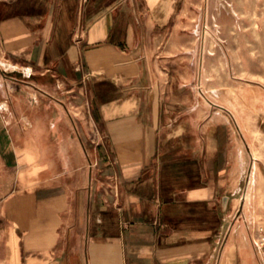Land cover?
Here are the masks:
<instances>
[{
	"label": "crops",
	"instance_id": "0c3cea01",
	"mask_svg": "<svg viewBox=\"0 0 264 264\" xmlns=\"http://www.w3.org/2000/svg\"><path fill=\"white\" fill-rule=\"evenodd\" d=\"M181 1L0 0V264H264L250 117Z\"/></svg>",
	"mask_w": 264,
	"mask_h": 264
},
{
	"label": "rangeland",
	"instance_id": "374dc122",
	"mask_svg": "<svg viewBox=\"0 0 264 264\" xmlns=\"http://www.w3.org/2000/svg\"><path fill=\"white\" fill-rule=\"evenodd\" d=\"M173 6L194 36L192 62L196 75L201 67L200 89L219 104L235 97L253 129L245 153L264 173V0H190Z\"/></svg>",
	"mask_w": 264,
	"mask_h": 264
},
{
	"label": "built area",
	"instance_id": "2783aa9c",
	"mask_svg": "<svg viewBox=\"0 0 264 264\" xmlns=\"http://www.w3.org/2000/svg\"><path fill=\"white\" fill-rule=\"evenodd\" d=\"M259 244L262 247V251L264 253V229H261L260 235H259Z\"/></svg>",
	"mask_w": 264,
	"mask_h": 264
}]
</instances>
